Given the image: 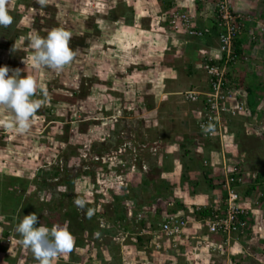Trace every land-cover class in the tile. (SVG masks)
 Returning <instances> with one entry per match:
<instances>
[{
  "label": "rangeland",
  "instance_id": "1",
  "mask_svg": "<svg viewBox=\"0 0 264 264\" xmlns=\"http://www.w3.org/2000/svg\"><path fill=\"white\" fill-rule=\"evenodd\" d=\"M10 4L13 23L0 26V67L7 66L9 75L24 70L36 83L32 99L41 107L26 133L0 107V181L14 196L9 208L0 203V264H40L16 230L30 214L38 216L37 227L66 229L74 238L72 250L50 264H122V258L145 264L151 255V264L175 260L135 246L136 237L124 227L125 215L136 207L130 202L134 185L146 188L155 177V191L160 183L149 148L154 142L175 146L184 135L179 114L188 106L182 98H160L173 89L161 83V68L176 64L167 52L173 44L161 33L165 14L157 9L150 21L155 0ZM57 28L72 32L76 52L60 72L31 59L33 38ZM76 198L86 201L91 218L74 204Z\"/></svg>",
  "mask_w": 264,
  "mask_h": 264
},
{
  "label": "crops",
  "instance_id": "2",
  "mask_svg": "<svg viewBox=\"0 0 264 264\" xmlns=\"http://www.w3.org/2000/svg\"><path fill=\"white\" fill-rule=\"evenodd\" d=\"M155 3L156 10L152 9L150 21H154L157 9L161 15H166L174 6L188 12L199 28L208 31L202 39H189L183 32L166 33L164 22L161 33L173 44L167 48V52H171L170 57L176 58V64L171 66L167 62L161 68V83L168 88L173 87L162 92L161 100H170L172 97L180 100L181 93L190 90L204 91L205 82L200 72V60L205 56L212 59L218 57L212 2L198 5L195 0H158V3L155 0ZM229 3L234 11L253 21L245 25V30L236 42L240 52L239 60L231 72L239 94L246 101L247 110L244 115L231 119L228 123L227 128L232 136L222 151L216 141L190 140L194 128L189 112L193 107L186 104L187 111L179 114L185 126L181 129L184 135L180 142L175 146L158 142L151 145L157 147L156 153L152 155L153 161L158 162L159 166V186L155 191L152 189L155 177L146 188L135 184L132 189L135 192L133 197L139 202L132 198L131 206L136 207L128 210L129 217H124L129 222L128 228L123 226L134 238L143 237L142 233L154 227L168 214L187 218L190 222L187 239L194 238L193 244L176 242L175 251L173 244L165 243L160 253H157L158 257H178L173 260L176 264H256L257 259L264 263V0H229ZM198 84L200 87H197ZM176 111L178 112L175 109V113ZM223 157H227L229 164L238 163L242 167V184L238 192L252 212V230L244 240L238 237L229 247L222 244L223 239L219 236L207 234L201 224L202 219L223 196ZM144 177L146 175H141V180ZM254 202L258 205H253ZM136 238L135 246L139 244ZM210 249L217 250L213 254ZM152 258L148 257L147 264L152 263ZM122 261L130 263L124 258ZM173 261L169 262L167 259L166 264H173Z\"/></svg>",
  "mask_w": 264,
  "mask_h": 264
},
{
  "label": "built area",
  "instance_id": "3",
  "mask_svg": "<svg viewBox=\"0 0 264 264\" xmlns=\"http://www.w3.org/2000/svg\"><path fill=\"white\" fill-rule=\"evenodd\" d=\"M210 1L214 7L218 57L212 59L205 56L200 60V72L205 82L204 91L190 90L181 93L180 97L185 104L193 107L189 112L194 128L190 140L192 142L213 140L223 151L229 137L232 136V132L227 128L228 123L231 119L244 115L247 110L246 101L239 94L231 72L239 60L234 45L245 30V25L253 21L234 11L229 0H195L198 5ZM164 22L168 34L183 32L189 39H202L208 33L207 29L197 26L192 15L178 7L172 6L165 15ZM156 151V146L149 148L151 154H155ZM222 169L223 196L202 219L201 224L207 234L219 236L223 239L222 244L229 247L238 237L244 240L252 230V212L245 205L244 197L238 192L243 176L240 165L229 164L227 157H223ZM252 204L258 205L257 202ZM189 224L190 222L183 216L168 214L150 231L141 235L147 237L151 252L160 253L165 243L173 244V250L177 251L176 242L185 241L188 245L194 242L192 237L187 239ZM210 250L215 254L217 249ZM255 263L264 264L258 259ZM122 264L133 263L122 261Z\"/></svg>",
  "mask_w": 264,
  "mask_h": 264
},
{
  "label": "clouds",
  "instance_id": "4",
  "mask_svg": "<svg viewBox=\"0 0 264 264\" xmlns=\"http://www.w3.org/2000/svg\"><path fill=\"white\" fill-rule=\"evenodd\" d=\"M10 7V0H0V26L8 27L13 23L9 15ZM71 39L72 32L63 28L53 29L46 37L35 36L32 40V62L56 72L62 71L76 55L70 47ZM9 72L7 66L0 67V107L11 111L16 130L26 133L30 130L31 119L41 107L39 100L32 99L36 83L31 77L22 74L24 70L17 68L11 71V75ZM74 204L82 211L86 210L87 217L91 218L93 211L86 209L83 198H76ZM38 223V216L30 214L24 216L16 230L23 237L22 243L32 249L40 264H50L53 257L72 250L75 241L66 229L49 230L37 227Z\"/></svg>",
  "mask_w": 264,
  "mask_h": 264
},
{
  "label": "trees",
  "instance_id": "5",
  "mask_svg": "<svg viewBox=\"0 0 264 264\" xmlns=\"http://www.w3.org/2000/svg\"><path fill=\"white\" fill-rule=\"evenodd\" d=\"M235 54L239 57V54H240V52H239V50H238V48H237V43H235ZM1 186H3L4 187V189L3 190H1L0 189V203L1 204H4V208H6V207H10V205H11V203H9V202H12L13 201V199H14V196L11 194H9V190H10V188L8 189V187H5V185L3 184V182H1L0 181V187ZM7 191H8V193H7ZM143 239L144 240H146L147 239V237L146 236H143V237H137L136 238V240H137V242L139 243V245H141L142 247H145V249H147L148 248V239L146 240V241H144V244H143ZM146 244V246H144Z\"/></svg>",
  "mask_w": 264,
  "mask_h": 264
}]
</instances>
